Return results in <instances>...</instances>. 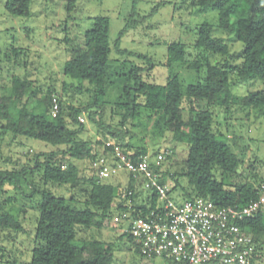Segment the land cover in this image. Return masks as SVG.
<instances>
[{
  "label": "trees",
  "instance_id": "1",
  "mask_svg": "<svg viewBox=\"0 0 264 264\" xmlns=\"http://www.w3.org/2000/svg\"><path fill=\"white\" fill-rule=\"evenodd\" d=\"M31 2L32 0H4L3 7L9 14L27 16ZM73 2L74 0H67L65 8L71 10ZM190 3L198 9L217 11L215 27L234 41L240 42V60L235 62L237 57L231 53L227 40L214 35L213 25L206 21L196 27L191 43L193 53L187 50L186 43L180 41L170 42L166 47L167 67L182 64L197 72L203 70L202 81L188 84L184 92L177 74L170 75L163 83L144 79L143 72L150 71L154 65L148 56L131 53L146 59L147 67L135 64L129 74L131 81L123 84L124 101L115 105L121 117L117 126L101 120L108 106L105 100L106 79L111 61L107 16L91 18L92 27L83 31L82 43L70 49L71 55L63 63V74L71 80H78L80 83L77 90L87 94L88 101L84 105L65 104L53 89L48 88L43 92L32 80L17 76L12 78L7 91L0 95V122L4 132L57 147L49 153L35 154L33 168L41 169L43 185L31 182V192L28 195L39 198L34 246L30 251L29 264H111L113 255L110 245L97 238L79 239L78 230L99 228L101 220L109 215L115 200H118L116 208L127 212L124 216L127 220L144 219L156 207L155 191L146 197L144 203H134L138 183L132 181L127 173V180L132 181V184L126 187L131 194L125 196L118 194L119 183L103 182L107 179L98 178L91 161L97 157L94 144L100 145V140L91 142L79 136L85 130V125L78 120L83 112L87 113L89 119L98 115V120L94 122L103 130V136L109 135L119 141H124L129 135L126 123L138 116L140 110L155 114L156 124L169 130L175 142L187 147L180 172L167 176L160 169L164 159L156 167L161 183L167 181V178L174 180V185L169 190L174 200L202 197L216 206L241 207L259 197V187L264 183V178L256 185L248 182L228 185L216 176L217 173L220 176L234 173L241 160L224 135L213 130L214 112L210 107L229 110L232 105L248 108L264 106V89L249 91L244 95L235 94L230 80V75L235 73L239 80L259 79L264 84V0H190ZM134 24L135 21L129 19L119 32L114 43L118 53L126 52L119 50L120 37ZM65 85L64 83V87ZM53 97L57 98L59 104L58 113L54 117L50 114ZM195 99L204 100L207 108L196 110L193 106ZM184 100L189 103L187 120L183 116ZM111 112H114L113 109ZM119 141H116L118 146L133 161L148 155L151 162L158 154L149 155L145 148H135L133 154L128 153L130 146ZM105 149L111 150V147ZM58 155L62 156L59 161L56 158ZM40 156H45V160L40 162ZM83 160L90 161V167L86 171H82L77 165L78 161ZM26 173L25 168H0V195L5 185L21 191L22 181H27ZM179 177L186 179L187 187L179 183ZM48 183L67 185L74 189L81 196L83 208L74 205L78 201L73 196L66 198L55 195L46 188ZM177 186H180L183 193L181 199L172 195ZM238 225L250 235L255 264H264V208L255 215L238 221ZM22 231L21 220L3 210L0 203V234L8 232L10 235ZM120 238L127 240L132 247V237L127 232L123 231ZM133 251L139 255L137 250ZM170 261L172 264H184Z\"/></svg>",
  "mask_w": 264,
  "mask_h": 264
},
{
  "label": "rangeland",
  "instance_id": "2",
  "mask_svg": "<svg viewBox=\"0 0 264 264\" xmlns=\"http://www.w3.org/2000/svg\"><path fill=\"white\" fill-rule=\"evenodd\" d=\"M66 2L67 0H32L29 14L16 16L6 12L3 7L4 0H0V95L7 91L12 78L17 76L32 80L43 92L48 88L53 89L55 95H58L65 104L84 105L88 97L83 91L77 90L80 82L67 78L62 68L65 60L71 55L70 49L82 43L83 31L92 27L91 18L98 15L107 16L109 19L111 61L105 96L108 106L101 120L112 126H117L121 118L115 105L124 101L122 86L125 82L131 81L129 75L131 69L135 64L147 67L146 59L138 58L131 53L146 55L151 59L154 67L143 72L144 79L163 83L170 75L177 74L184 92L188 84L202 81L203 70L197 72L182 64L167 67L166 47L170 42L180 41L186 43L187 50L193 53L191 43L196 27L206 21L213 25L214 35L227 40L231 53L237 57L235 62L238 63L240 60L238 59L240 42L234 41L215 27L217 11L198 9L191 5L190 0H74L71 10L65 8ZM129 19L134 20L135 24L120 37L119 50L126 51L120 54L114 43ZM230 80L232 92L235 94L244 95L249 91L264 89V84L259 79L243 81L232 73ZM25 98L26 96L22 100ZM183 106L185 108L183 116L187 120L189 115L187 100L183 101ZM193 106L196 110L207 108L206 102L198 99L193 101ZM210 110L214 112L213 130L224 135L241 160L234 173L221 176L217 173L216 176L222 178L228 185L245 182L258 184L264 178V106L248 108L232 105L229 110L214 106L210 107ZM78 120L85 125V130L79 136L91 142L100 140V145L94 144L97 152L95 159L103 158L106 163H113V152L105 148L109 147L107 142L118 145L116 141L119 140L109 135L103 136V130L94 122L98 120V115H93L89 119L87 113L83 112L78 116ZM156 121L155 114L140 110L138 116L126 123L129 135L124 141L119 142L129 145L128 153L132 154L135 148H145L149 155L163 152L165 158L160 169L167 176L180 172L186 158L187 147L175 142L171 132L157 125ZM1 126L0 122V168L9 170L25 168L27 181H22L21 191L11 185H5L0 195L2 209L16 215L23 225L22 232L0 234V264H29L30 251L34 246L39 198L28 195L31 192V182L43 185L41 169L33 168L35 154L49 153L57 147L40 140L14 136L10 132H4ZM56 158L59 161L62 156L58 155ZM44 160L45 156H40L39 161ZM77 165L79 169L86 171L90 167V161H78ZM106 179L103 182L119 183L121 190L132 184L124 172ZM178 181L183 187L188 186L185 178L179 177ZM166 182L170 188L173 187V179L167 178ZM46 188L55 195H63L66 198L73 196L75 201H78L74 205L83 208L80 203L81 196L69 186L48 183ZM138 188H135L134 203H144L150 191ZM182 194L180 186L172 192V195H177L180 199ZM117 206L118 200H115L109 215L101 220L99 228L79 229L77 237L97 238L109 244L113 255L111 264H172L169 259L143 258L131 249L127 240L120 238L128 220L124 217L127 212L118 210Z\"/></svg>",
  "mask_w": 264,
  "mask_h": 264
},
{
  "label": "built area",
  "instance_id": "3",
  "mask_svg": "<svg viewBox=\"0 0 264 264\" xmlns=\"http://www.w3.org/2000/svg\"><path fill=\"white\" fill-rule=\"evenodd\" d=\"M59 104L52 99L50 114L56 116ZM113 163L103 158L91 161L100 179L127 173L138 187L155 191L157 204L144 219L130 218L123 229L132 237V249L143 258H164L184 264H255L250 235L238 221L264 208V183L259 197L241 207L216 206L202 197L174 200L169 183H161L156 167L164 156L158 153L150 162L148 155L133 161L118 145L107 142ZM119 188L122 196L130 190Z\"/></svg>",
  "mask_w": 264,
  "mask_h": 264
}]
</instances>
